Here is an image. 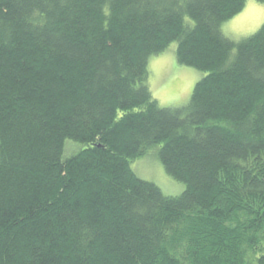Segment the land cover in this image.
I'll return each instance as SVG.
<instances>
[{"label":"trees","instance_id":"obj_1","mask_svg":"<svg viewBox=\"0 0 264 264\" xmlns=\"http://www.w3.org/2000/svg\"><path fill=\"white\" fill-rule=\"evenodd\" d=\"M246 2L0 0V264H264V24L222 30ZM172 43L205 72L183 107L149 84ZM157 145L179 195L133 168Z\"/></svg>","mask_w":264,"mask_h":264},{"label":"rangeland","instance_id":"obj_2","mask_svg":"<svg viewBox=\"0 0 264 264\" xmlns=\"http://www.w3.org/2000/svg\"><path fill=\"white\" fill-rule=\"evenodd\" d=\"M190 21V19L188 18ZM264 24V2L247 0L244 9L225 21L222 30L226 36L239 42L252 34ZM177 44L149 58V84L153 97L163 107L186 106L192 96L196 83L205 75L204 71L182 65L177 61ZM85 145L67 140L64 157H70L83 149ZM160 145L133 162V168L139 177L155 182L170 195L181 194L186 185L172 177L165 169L159 157Z\"/></svg>","mask_w":264,"mask_h":264}]
</instances>
